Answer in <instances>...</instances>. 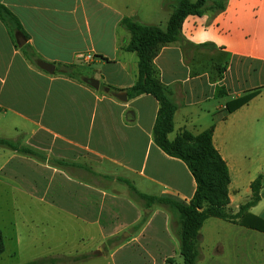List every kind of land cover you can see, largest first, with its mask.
Segmentation results:
<instances>
[{"label":"crops","instance_id":"1","mask_svg":"<svg viewBox=\"0 0 264 264\" xmlns=\"http://www.w3.org/2000/svg\"><path fill=\"white\" fill-rule=\"evenodd\" d=\"M0 4L17 18L24 34L11 36L0 21V132L1 119L23 120L31 127L13 123V131L27 136L24 145L37 153L32 157L6 150L10 156L0 165L1 178L22 182L19 168L25 162L51 182L46 198L56 179L64 184L62 203L72 209L58 210L96 228L102 240L132 229L141 221V211L120 195L106 194L92 184L93 178L106 176L115 182L132 176L134 188L142 194L190 202L196 189L190 171L152 139L158 102L150 95L127 96L126 102L113 97L127 94L138 78L137 56L121 50L130 36L120 22L132 18L165 30L172 9L163 29V0ZM30 52L33 60L25 56ZM80 54H91L92 62L82 65ZM37 61L54 65V73L41 70ZM153 64L177 107L169 139L184 131L196 136L213 128V146L229 173L225 211L237 214L251 198L252 182L264 172V0H226L220 13L188 16L181 40L162 47ZM85 78L97 80L99 88L85 84ZM255 91L247 104L226 111L227 103ZM11 161L14 164L6 169ZM76 180L80 183L73 197L67 184ZM57 197L51 194V208L54 200L59 202ZM149 212L137 233L127 235L124 246L137 243L148 264L182 259L179 242L167 232L169 221L176 231V218L173 223L166 216L164 224L156 225L160 216L163 221L162 211ZM248 214L264 221V197ZM197 250L196 264H264V232L209 218L199 231Z\"/></svg>","mask_w":264,"mask_h":264},{"label":"trees","instance_id":"2","mask_svg":"<svg viewBox=\"0 0 264 264\" xmlns=\"http://www.w3.org/2000/svg\"><path fill=\"white\" fill-rule=\"evenodd\" d=\"M172 1L173 4L167 6H172V14L165 30L140 23L132 18H124L120 22V27L129 33L130 38L121 50L134 53L138 58V78L135 85L127 92L128 99L150 95L158 102L159 109L152 131L153 142L167 156L178 159L186 165L196 184L195 193L190 202L184 203L173 198L142 194L123 179L117 180L128 185L132 198L141 202L144 209L149 210L156 205L162 206L175 216L178 225L176 235L183 264H196L199 231L209 218L222 219L264 232V221L248 214L249 210L264 197L262 186L264 172L252 182L249 201L240 207L237 214L230 215L225 211V206L229 203L227 195L229 173L225 162L213 146V128L196 136L184 131L174 139H169V135L174 130L177 107L170 98L167 88L160 82L153 61L162 47L181 40V26L188 16H199L207 12L217 14L226 7V0ZM0 21L11 36L16 33L23 34L17 18L2 4H0ZM25 56L29 60L35 57L31 52L25 53ZM256 95L257 91L227 103L226 111L232 113ZM0 148L24 156L37 155L31 148L22 146L18 141L11 139L0 138ZM247 218H250L252 222L246 223ZM4 251L5 242L0 232V255ZM59 261L57 258H50L26 264H57Z\"/></svg>","mask_w":264,"mask_h":264},{"label":"rangeland","instance_id":"3","mask_svg":"<svg viewBox=\"0 0 264 264\" xmlns=\"http://www.w3.org/2000/svg\"><path fill=\"white\" fill-rule=\"evenodd\" d=\"M171 2L173 1L163 0V29L168 19V9H172V6L167 7L173 4ZM58 70L59 67H57ZM106 72H108V69L105 70L104 74ZM44 121L43 119V123ZM1 123L4 126V130L0 132L1 138L17 139L22 146H25L24 142L27 136H17L16 132L13 131L12 124L16 123L20 128L31 126L23 120L16 119L4 118L1 119ZM1 151L4 153H1ZM1 154L4 156L1 157ZM9 156L10 153L6 149L0 148V165L1 163L4 164V160ZM13 164V161H11L5 168L9 169ZM23 164L19 168L22 182H8L2 179L0 174V232L5 242V251L0 255V264H26L50 258L60 260L57 264H148L147 257L139 255L137 243L131 245L130 248L124 246L128 240L127 235L133 232L136 234L151 215L150 209H144L141 202L132 198L126 183L117 179L114 182L113 179L111 180L106 176L93 178L92 184L99 186L106 194L120 195V198L124 197L129 203L133 204L134 209L141 211L142 219L132 229H124L119 231L116 237L102 240L101 234L96 228L85 227L72 215H66L58 210L61 208L72 210L70 207H65L61 200L63 190L60 191V189L64 184H58L55 179L52 184L53 193L50 192V196L46 198V189L48 183H51L48 182L49 179L35 173L34 168L30 169ZM123 180L134 187L132 176L130 178L123 177ZM78 181L80 180L74 182L76 184H67V190L70 191L73 197L76 196L77 184L80 183ZM56 184H58L59 189L54 191ZM51 194L57 195L60 202L56 203L54 200L52 208L49 205L51 199H53ZM128 202H125L127 209L130 206ZM110 207L113 209V206ZM151 209L160 210L163 213V221L161 220L162 216H160L156 220V225L158 223L164 224L166 216L172 217L174 223L175 216L167 208L156 205ZM171 227L169 221L167 232L178 243L175 227L174 225ZM133 252L135 255H132ZM68 258L77 259L66 260ZM173 264H183L182 259L180 257L176 258Z\"/></svg>","mask_w":264,"mask_h":264},{"label":"water","instance_id":"4","mask_svg":"<svg viewBox=\"0 0 264 264\" xmlns=\"http://www.w3.org/2000/svg\"><path fill=\"white\" fill-rule=\"evenodd\" d=\"M24 42H20V38H19V43H18V46L21 47L23 45ZM37 66L49 73V74H53L54 73V70H55V67L54 65H51V64H47L45 62H42V61H37ZM83 82L89 86H91L92 88L94 89H98L99 88V82L97 80H94V79H90V78H85L83 79ZM106 91H108V89H106ZM113 97L116 98L117 100H119L120 102H126L127 101V94L122 92V93H114L113 94Z\"/></svg>","mask_w":264,"mask_h":264},{"label":"built area","instance_id":"5","mask_svg":"<svg viewBox=\"0 0 264 264\" xmlns=\"http://www.w3.org/2000/svg\"><path fill=\"white\" fill-rule=\"evenodd\" d=\"M77 59L82 65H87L92 62L93 56L91 54H80Z\"/></svg>","mask_w":264,"mask_h":264}]
</instances>
